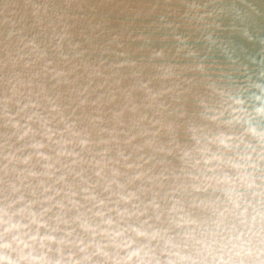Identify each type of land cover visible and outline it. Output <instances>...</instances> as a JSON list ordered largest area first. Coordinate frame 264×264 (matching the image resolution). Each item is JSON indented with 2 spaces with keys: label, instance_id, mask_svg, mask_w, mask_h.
<instances>
[{
  "label": "water",
  "instance_id": "95a60500",
  "mask_svg": "<svg viewBox=\"0 0 264 264\" xmlns=\"http://www.w3.org/2000/svg\"><path fill=\"white\" fill-rule=\"evenodd\" d=\"M17 198L57 236L121 212L198 264L233 245L252 255L229 264H264V0H0V203Z\"/></svg>",
  "mask_w": 264,
  "mask_h": 264
},
{
  "label": "clouds",
  "instance_id": "9594fccd",
  "mask_svg": "<svg viewBox=\"0 0 264 264\" xmlns=\"http://www.w3.org/2000/svg\"><path fill=\"white\" fill-rule=\"evenodd\" d=\"M251 158L250 155L238 156L237 161ZM212 159L218 158L213 156L205 162ZM231 166L243 169L254 165L236 162ZM21 200L0 203V264H198L161 230L149 231L143 226L123 223L121 212L113 219L105 212L97 211L98 222L80 224L85 236L74 235L72 231L57 236L58 229L48 224L43 212H35L27 204L16 207ZM41 229L45 231L41 232ZM141 239L145 243H141ZM150 241L160 245L159 254L155 245H149ZM197 243L201 245L197 255L201 251L212 255L210 245H204L202 241ZM233 248L236 250L228 249L231 256L252 255V250L243 245H233ZM225 254L215 255L216 264H229L231 256L225 260Z\"/></svg>",
  "mask_w": 264,
  "mask_h": 264
}]
</instances>
